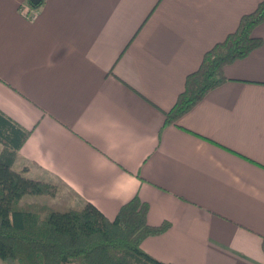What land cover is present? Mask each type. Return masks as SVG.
Segmentation results:
<instances>
[{"label":"crops","instance_id":"0c3cea01","mask_svg":"<svg viewBox=\"0 0 264 264\" xmlns=\"http://www.w3.org/2000/svg\"><path fill=\"white\" fill-rule=\"evenodd\" d=\"M261 1L0 0V112L29 132L15 169L73 196L59 208L110 220L139 198L150 226L169 225L141 243L161 262L264 264V21L262 46L166 124L187 76Z\"/></svg>","mask_w":264,"mask_h":264},{"label":"trees","instance_id":"16d2710c","mask_svg":"<svg viewBox=\"0 0 264 264\" xmlns=\"http://www.w3.org/2000/svg\"><path fill=\"white\" fill-rule=\"evenodd\" d=\"M32 7L40 3L29 4ZM264 21V0L241 17L237 29L203 56L189 74L185 89L166 114V124L177 122L213 89L227 80L225 66L247 57L262 46L253 32ZM29 132L0 112V259L8 264H172L141 249L142 241L168 229L165 223H147L148 205L139 198L125 204L108 219L91 203L83 207L53 208L26 202L33 196L56 197L59 184L27 176L28 168L14 163ZM264 249V240H263Z\"/></svg>","mask_w":264,"mask_h":264},{"label":"rangeland","instance_id":"374dc122","mask_svg":"<svg viewBox=\"0 0 264 264\" xmlns=\"http://www.w3.org/2000/svg\"><path fill=\"white\" fill-rule=\"evenodd\" d=\"M69 193H63L61 197H38V196H33V197H29V198H26L25 201L26 202H40V203H43V204H47V205H50L52 206L53 208H59V207H62L63 205H67V203L69 205H73L74 204V198L72 195H67ZM66 198L68 199V201L66 202ZM0 264H8V263H5L4 261H2L0 259ZM17 264V263H16Z\"/></svg>","mask_w":264,"mask_h":264},{"label":"built area","instance_id":"2783aa9c","mask_svg":"<svg viewBox=\"0 0 264 264\" xmlns=\"http://www.w3.org/2000/svg\"><path fill=\"white\" fill-rule=\"evenodd\" d=\"M19 11L25 19L34 21L38 16V10L29 4H23L20 6Z\"/></svg>","mask_w":264,"mask_h":264},{"label":"water","instance_id":"95a60500","mask_svg":"<svg viewBox=\"0 0 264 264\" xmlns=\"http://www.w3.org/2000/svg\"><path fill=\"white\" fill-rule=\"evenodd\" d=\"M33 2V1H32ZM33 3H35V2H33ZM35 4H37V3H35Z\"/></svg>","mask_w":264,"mask_h":264}]
</instances>
